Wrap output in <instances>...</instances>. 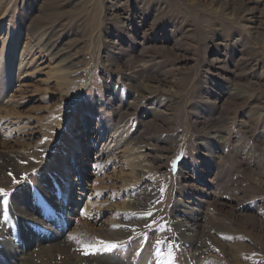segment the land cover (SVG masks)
I'll return each mask as SVG.
<instances>
[{
  "label": "rangeland",
  "instance_id": "374dc122",
  "mask_svg": "<svg viewBox=\"0 0 264 264\" xmlns=\"http://www.w3.org/2000/svg\"><path fill=\"white\" fill-rule=\"evenodd\" d=\"M31 147L0 246L66 188L64 235L127 230L107 264H264V0H0V154Z\"/></svg>",
  "mask_w": 264,
  "mask_h": 264
},
{
  "label": "bare ground",
  "instance_id": "6f19581e",
  "mask_svg": "<svg viewBox=\"0 0 264 264\" xmlns=\"http://www.w3.org/2000/svg\"><path fill=\"white\" fill-rule=\"evenodd\" d=\"M35 149L33 147L25 149L23 154L14 152L7 155L0 154V181L2 183L6 182L15 173L23 174L30 167H33L28 166L33 164V161L37 158L38 153ZM60 190L59 195L61 194L63 201H57L53 193L56 194L59 190L53 188L49 191L50 203L47 202V204L38 200L35 194H30L28 189H21L18 193L12 195L10 203L15 212L19 213L20 220L18 227L14 223L10 224L8 238L4 236L1 240L0 264H35L29 257L44 264L108 263L109 257L105 256L103 258V251H88L86 253L82 245L92 244L94 247L102 249L103 246L97 243L100 241L96 239L97 236L104 239H114L115 236L125 237L127 230L108 226L91 232L92 230L85 229V227H79L69 235H64L60 227L66 222L58 217L55 211L56 208H61L66 212L64 199H67L69 195L66 188ZM57 198H60L58 194ZM87 211H89L88 208H86ZM179 226L183 227L181 224ZM47 230L51 232L49 233ZM183 234L185 236V231H183ZM69 236H75L81 242L70 240ZM206 237L208 238V236ZM185 238L187 242L198 239L187 236V234ZM198 242L202 243L203 241L200 238Z\"/></svg>",
  "mask_w": 264,
  "mask_h": 264
},
{
  "label": "snow or ice",
  "instance_id": "6c2138e0",
  "mask_svg": "<svg viewBox=\"0 0 264 264\" xmlns=\"http://www.w3.org/2000/svg\"><path fill=\"white\" fill-rule=\"evenodd\" d=\"M11 175V174H10ZM21 179H26V175L25 177H22ZM16 181L14 180V183ZM20 189H17V191H19ZM3 193V189H0V194ZM4 195H8V194H3V195H0V200H3V203L4 204H8L9 201L4 199ZM83 215V212L81 213ZM69 239L70 240H74V241H77V242H81L77 237L75 236H69ZM98 244H101L103 245V248H96L94 247L92 244H83V248L85 250V252L87 253L88 251H93V252H98V251H104V252H110L112 251L114 248H117L119 247V245L117 244H114V243H110V242H104V241H98L97 242ZM159 243V242H158ZM169 257H171V252H169ZM158 264H159V261H158ZM169 264H172V261L169 260Z\"/></svg>",
  "mask_w": 264,
  "mask_h": 264
}]
</instances>
